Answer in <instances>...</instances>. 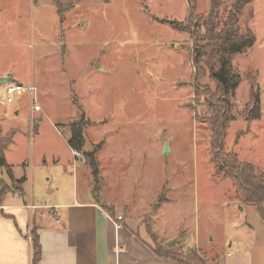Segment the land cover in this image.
<instances>
[{
    "label": "rangeland",
    "instance_id": "rangeland-1",
    "mask_svg": "<svg viewBox=\"0 0 264 264\" xmlns=\"http://www.w3.org/2000/svg\"><path fill=\"white\" fill-rule=\"evenodd\" d=\"M234 1L224 0L225 8ZM199 4L209 14L210 0ZM188 9V0H0V125L4 135L13 129L8 163L28 179L23 200L0 165L10 190L6 204L22 209L25 201L42 205L74 190L92 193L152 248L218 264L234 223L228 221L235 188L215 172L212 158L205 88L214 91L216 84L205 77L195 92L193 43L174 27ZM240 20L256 42L233 59L243 81L231 99L234 119L225 142L264 172V0L248 3ZM10 75L8 84L24 90L8 102L1 78ZM31 84L40 111H31ZM252 88L261 95L259 120L249 118ZM79 111L89 121L85 151L100 146L97 179L84 152L69 146ZM22 210L18 215L28 222ZM7 213L19 229L15 213Z\"/></svg>",
    "mask_w": 264,
    "mask_h": 264
},
{
    "label": "crops",
    "instance_id": "crops-1",
    "mask_svg": "<svg viewBox=\"0 0 264 264\" xmlns=\"http://www.w3.org/2000/svg\"><path fill=\"white\" fill-rule=\"evenodd\" d=\"M11 169L12 175L20 179ZM1 172L0 179L8 182ZM23 178L25 182L28 180ZM24 183L22 191L17 190L14 194L27 200ZM50 184L46 183L47 192L54 195L55 189L49 188ZM72 193L66 200L56 196L49 204L35 205L31 200L29 204L25 201L21 206L28 210L25 214L28 222L19 217L21 208L6 204L7 195L0 204V264H32L31 235L34 230L42 247L39 264H181L173 258L161 257L129 224L112 217L90 191L87 197L80 196L77 190ZM234 202L235 206H231L233 215L228 221L234 223L223 240L224 252L217 251L220 255L218 264H264V221L254 205L236 198ZM7 210L15 213L19 229L11 226L8 217L12 215ZM54 213L59 215L60 223L56 222ZM21 222L26 226V235L19 225Z\"/></svg>",
    "mask_w": 264,
    "mask_h": 264
},
{
    "label": "trees",
    "instance_id": "trees-1",
    "mask_svg": "<svg viewBox=\"0 0 264 264\" xmlns=\"http://www.w3.org/2000/svg\"><path fill=\"white\" fill-rule=\"evenodd\" d=\"M251 1L253 0H236L230 8H225L224 0H210L211 8L209 14H206L198 11L199 0H188L189 9L185 21L176 22L174 27L188 33L193 43L190 57L193 65L196 66L195 92L198 94L201 92L203 84L200 80L205 77L216 84L214 91L211 87L205 88L211 96L207 100V106L211 113L209 118L210 143L215 172L231 179L235 188V198L242 203L254 205L259 217L264 221V172L257 169L253 163L241 161L236 153L227 150L225 142L229 125L234 119L231 99L236 96V90L243 81L234 68L233 59L247 52L256 42L255 35L249 28L243 29L240 20L242 10ZM251 95L252 116L250 115L249 118L259 120L262 115L261 95L259 90L255 91L254 88H252ZM78 116L80 119L70 124L72 136L69 146L79 153L84 152L83 160L91 167V173L97 179L99 163L96 152L100 146L90 152L85 151V128L89 121L86 120L82 111H79ZM13 136V132L4 135L0 125V165L6 167L12 182L19 184V191H22L25 179L15 178L12 175L10 164L6 161V152ZM7 187L6 183L0 180V204L10 192ZM110 215L114 217L113 214ZM31 241L33 244L32 264H39L42 259V247L35 230L32 232ZM154 251L161 257L173 258L181 264H196L184 261L172 250L164 249V247L154 248ZM196 257L198 258L197 255Z\"/></svg>",
    "mask_w": 264,
    "mask_h": 264
},
{
    "label": "built area",
    "instance_id": "built-area-1",
    "mask_svg": "<svg viewBox=\"0 0 264 264\" xmlns=\"http://www.w3.org/2000/svg\"><path fill=\"white\" fill-rule=\"evenodd\" d=\"M5 87H6L7 95L9 96L7 99L8 102L12 101V99H13L12 95L15 92L24 90V88L22 86L15 84V83L6 84ZM29 90L31 92V102H32L31 109H32V111H40L42 109V107L39 104V101H37V94H36L37 87L31 84L29 87ZM74 152L76 154H79V152H77V151H74ZM29 207H36V206L30 205ZM53 217H55L57 223L61 222V220L59 219V215L57 213H54Z\"/></svg>",
    "mask_w": 264,
    "mask_h": 264
},
{
    "label": "water",
    "instance_id": "water-1",
    "mask_svg": "<svg viewBox=\"0 0 264 264\" xmlns=\"http://www.w3.org/2000/svg\"><path fill=\"white\" fill-rule=\"evenodd\" d=\"M10 81V77H4V78H2V83L3 84H6L7 82H9ZM167 151H169V148L167 147V149L165 150V153H167ZM172 243V241H170L169 243H168V245H170Z\"/></svg>",
    "mask_w": 264,
    "mask_h": 264
}]
</instances>
